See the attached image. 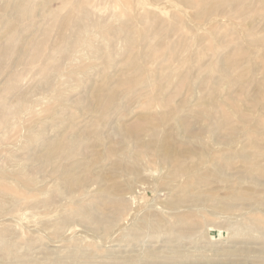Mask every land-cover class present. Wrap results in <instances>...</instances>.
I'll return each instance as SVG.
<instances>
[{
  "label": "rangeland",
  "instance_id": "374dc122",
  "mask_svg": "<svg viewBox=\"0 0 264 264\" xmlns=\"http://www.w3.org/2000/svg\"><path fill=\"white\" fill-rule=\"evenodd\" d=\"M0 264H264V0H0Z\"/></svg>",
  "mask_w": 264,
  "mask_h": 264
}]
</instances>
